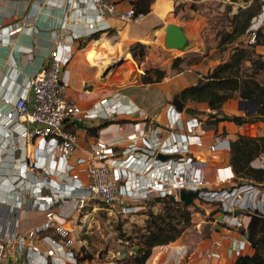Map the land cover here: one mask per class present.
I'll list each match as a JSON object with an SVG mask.
<instances>
[{
	"label": "built area",
	"instance_id": "obj_1",
	"mask_svg": "<svg viewBox=\"0 0 264 264\" xmlns=\"http://www.w3.org/2000/svg\"><path fill=\"white\" fill-rule=\"evenodd\" d=\"M75 3L77 8L74 10L83 11L91 7L99 19L113 16L132 22L144 17L137 16L132 4L120 7L121 2L118 0H76ZM95 25V22L88 23L91 30L97 31ZM257 30H249L248 43L256 42ZM68 42L69 38L59 42L49 64L30 81L26 91L13 103V108L0 117L6 135L19 134L24 138V143L31 139H42L45 152L55 153L69 166L66 170L55 171V175L62 179L61 185H58L53 179H47L51 171L46 166L40 169L36 159L25 160L23 166L16 162L19 175L11 178V191L17 193L16 200L14 204H10L7 199L0 200V264H6L8 259L17 264H91L86 260L80 261V251L76 248L72 229L67 226L68 218L59 216L61 204L72 201L78 202L79 210L89 201L98 200L116 208L122 215H130L138 212L143 203L147 204L155 196L173 195L176 201H181L182 189L199 190L200 201L221 203L219 207L224 226L239 232L242 229L247 231L245 219L250 217L248 213H261L263 188L253 183L236 184V173L230 164L223 168L229 174L217 177L220 187L204 190L203 177L190 188L188 174L194 169L192 163L196 161L193 156H185L188 151L185 148L189 147L187 139L192 142L193 138H197L190 133L185 136V140L180 139L169 145L158 135L160 126L149 121L152 128L158 129L152 144L144 135L138 136L137 132L115 142L91 136L93 143L89 145L88 153L77 156L81 140L89 135L87 125L90 123L114 120L122 130L121 120L126 119L125 123L137 128L140 121L135 122L134 115L145 120L148 116L138 107H132L131 100L118 92L90 105L72 99L69 94L70 70L66 66L72 59L73 51ZM173 112L181 114L170 104L168 113L172 116ZM79 122L83 123L82 127ZM29 125L33 126L30 131ZM222 141L218 140L212 145L210 152L217 151ZM15 142L10 147L19 144ZM159 153L180 157L177 160H159ZM257 160L264 161V154ZM257 166L264 167V162ZM35 170H41L42 181H39L40 185L26 191L29 177L34 175ZM48 188L52 193L43 194ZM75 190H78L79 195H74ZM41 208L46 213V221L42 225L21 232L10 230L12 220L14 225H18L19 211ZM49 231H53L54 235L47 233ZM245 235L241 232L239 240L242 241ZM245 239L249 241L248 236ZM172 245L169 243L157 247L154 256L169 252ZM201 264L213 263L204 261Z\"/></svg>",
	"mask_w": 264,
	"mask_h": 264
},
{
	"label": "crops",
	"instance_id": "obj_2",
	"mask_svg": "<svg viewBox=\"0 0 264 264\" xmlns=\"http://www.w3.org/2000/svg\"><path fill=\"white\" fill-rule=\"evenodd\" d=\"M118 1L121 2L120 7L122 8L130 5L128 1ZM187 1L190 0H156L152 6V12L144 18L145 20L150 19L156 24L167 22L163 25L164 27L169 23L183 24L191 39L187 24L179 18L180 10L178 14L175 13L176 7L185 4ZM75 2L76 0H0V117L13 108V103L26 91L30 81L49 64L53 50L59 42L64 38H69L68 43L72 46L73 56L66 68L70 70L69 94L72 99L90 105L108 98L112 93L125 94L122 91H134L133 96L125 95L131 100L132 104L148 116L145 120L134 115L135 122L140 121L137 128L131 123H125L126 119L121 120L122 130L117 125L118 123L110 120L112 123L99 131L98 136L103 141L115 142L129 138L137 132L138 136L144 135L152 144L158 129L156 127L152 128L151 123L160 126L158 135L161 136L162 141H167L169 145L180 140V137L187 136L183 131L174 132V122L171 114L168 113L170 103H157L154 91H161L160 96L162 99L167 100V91H181L191 86L188 80L190 77L196 76L199 80V76L192 72L189 75L181 73L166 77L159 83L144 84L141 81L143 71L133 59L128 67L115 71L111 76L102 77L99 70H96V67L92 65H97V63L106 65L110 61L103 64L98 55L96 57L95 53H91L94 44L97 42L107 44L105 53L112 60H118L125 50L129 53L132 52L133 45L141 40L139 32L133 23L122 21L113 16L99 19L91 7H87L83 11L74 10L77 8ZM92 22L96 23L97 31L89 28L88 23ZM196 30L200 33V30L197 28ZM94 34H98L99 39H90ZM257 51L264 55L263 48L257 47ZM240 100L242 99L239 97L237 100L238 109ZM190 104L188 108L193 109ZM200 106L204 107L205 104L201 103ZM104 122H92L87 127L97 126ZM218 124L206 126L208 128L214 127L212 131H216L217 126L220 125ZM182 126L188 127L187 121H182ZM221 126H227L228 130L233 129L234 131L235 129L238 131L244 125L238 126L229 121L227 125ZM28 127L29 131L33 129V126L29 125ZM6 133V130L0 124V200L7 199L10 204H14L16 200L17 193L11 191L13 183L11 178L19 175V171L15 167L16 162L23 166L25 160L36 159L37 166L40 169L46 166L51 171L47 174V179H53L54 182L61 185L62 179L55 175V171L66 170L69 166L55 153L45 152L42 139H31L24 143V138L21 135L14 134L12 136L6 135ZM171 133L172 135H170ZM15 141L19 144L10 147ZM231 141L223 139L217 151L214 153L208 152L210 158L208 161L207 156L203 158L205 160L203 166L204 178L208 171L211 184L217 182L218 175L225 176L229 174V171L223 168L230 164ZM92 143L89 134L87 138L81 140L77 156H85L89 151V145ZM197 152L202 154L201 157L207 154L203 150ZM168 156L167 160H177L180 157L178 155ZM22 161L23 163H21ZM196 161L198 160L196 159ZM34 172V175L32 174L29 177L26 191L40 185L39 181H42L43 174L41 170H35ZM70 184H73V182L70 181ZM47 193H52L49 188L43 191V194ZM197 201L195 200V203ZM70 203H62L63 206L58 212L64 214L71 211L72 205ZM196 206H199V204L196 203ZM211 210L212 208L209 209V211ZM213 216L217 217L215 222L219 221L220 211H217ZM45 221L46 213L44 209H24L18 212L17 226L14 225V220L11 221L10 230L25 231L42 225ZM250 221L251 217H246L245 223L247 225ZM211 227L212 231L207 233L206 236L202 234L199 241L190 240L187 235L183 234L175 242H172L173 247L169 252L160 253L158 256L153 255L147 264H201L204 261H211L213 264H233L240 255L253 253L251 243L245 239L247 235L242 241L239 240L241 239L239 230L228 229L220 222H217V226L213 225ZM47 233L54 235L53 231ZM6 264L17 263L12 259H8Z\"/></svg>",
	"mask_w": 264,
	"mask_h": 264
},
{
	"label": "rangeland",
	"instance_id": "obj_3",
	"mask_svg": "<svg viewBox=\"0 0 264 264\" xmlns=\"http://www.w3.org/2000/svg\"><path fill=\"white\" fill-rule=\"evenodd\" d=\"M249 3H244L242 0H237V2L234 3L232 0H190L185 4H181L179 8V18L187 24L188 32L196 46L204 47V50L199 53L192 52L191 50L178 54L175 51H164L162 48L164 45L165 33L163 25L167 22L156 24L150 21V19L145 20V16L137 21L130 22L136 26V30H138L140 35V41L144 42L146 45V63L140 65V69L144 71L145 68L148 67H162L167 70V77L176 76L181 73L189 75L192 72L199 76V80L196 76L190 77L188 80L191 85L205 83L207 80L204 78V74L209 72L219 62L226 60L235 45L240 43L247 44L248 41L250 42V37L247 33L232 44L228 51L222 52L217 49L222 34L232 30V18L234 14L237 13L238 7H246ZM259 3L262 7L259 15L253 20L251 28L254 29H259L264 26V0H259ZM195 27L200 30V33L197 32ZM158 28L159 30H157ZM99 46H103V44H99ZM98 57H100L99 59H103L100 55H98ZM106 57L108 61H110L109 64L100 65L97 63V65H92L96 67V70H99V74H101L102 77H106V75L111 76L115 71L128 67V64L134 59L132 52L129 53L126 50L121 53L118 60H112L110 56ZM177 57H182L184 60L181 65L175 69L173 68V63ZM246 67L248 66L246 65L245 68ZM260 77L264 83V72ZM122 92L128 96H133L135 94L134 91ZM176 92L179 93L180 91H167V100H165L160 96L161 91H154L156 95L155 100L159 104H171ZM141 95L143 94L141 93ZM207 97L206 101L187 99L185 102L186 107L183 111H180L181 114L176 115V113L173 112L171 116L174 122L173 127L177 125V128L173 129L174 132L179 133V131H183L185 135L190 133L197 137L195 139L193 138L192 142L189 141L187 143L189 147L187 148L186 146L185 148V151L188 150L185 154L186 157L198 156L194 159L198 161L192 163L194 169L188 174V186L190 188L199 180L203 179L205 173L203 167L205 160L203 158L207 156V161L210 159L208 156V152L211 153L210 147L216 144L218 140L224 139L226 141H231L238 134L257 136L262 134L264 129V122H259L256 124H245L243 128H239L238 131L235 129L234 131L233 129L228 130L227 126H221L227 125L229 123L228 120L221 121L216 131H212L214 127L208 128L206 126L213 124L212 122L215 119L213 115H216L217 118L224 119L234 115H243L245 111H239L237 106V100L239 99L237 82H217L215 88L207 92ZM191 102L192 104H190ZM201 103H204L205 106L201 107ZM211 103H214V105L211 106ZM189 104L194 110L191 107L188 108ZM173 106L176 108L175 105ZM252 109H255V107L252 106ZM176 110L179 112L177 108ZM180 119L182 120L180 121ZM182 121H187L188 127L182 126ZM189 129L191 132H188ZM179 139L185 140L186 138L180 137ZM175 140L174 138V141ZM199 150H203L207 154L201 157L202 154H198L197 152ZM262 162L264 161L256 160L254 164L257 166L262 164ZM192 165L190 164V167ZM206 174L205 183L202 180L204 184L202 188L204 190L220 187L218 182L211 184L209 182L210 177L208 171ZM262 192H264V190ZM74 193L75 196L79 195L78 190H75ZM155 197L151 198L147 204L143 203V207L140 208L138 212L130 215H122L116 208L114 209L112 206L101 201L92 200L81 210H79L78 202L72 201L70 203L72 205L71 211L65 212L64 214L59 213V216L68 218L67 226L72 229V235L76 241V248L80 251V257H84L83 261L86 260L91 264H125L120 260L124 257H132L135 255L142 236L148 233L150 212L164 214L167 211L168 206H166L165 202L156 201L157 198ZM196 200H198L196 203H198L199 206H196L197 208L190 206L189 208L191 211L190 224L183 223L180 226L185 227L181 236L185 234L188 239L193 241H199L202 234L206 236L207 233H210L212 231L211 226H217V222L222 223V210L218 205H214L212 202L206 203L205 205L199 199ZM260 207L262 209L261 214H263L262 216L264 217V202ZM210 208H212L211 211H209ZM213 211H220V220L217 222H215L217 217L212 215ZM255 213L258 212L256 211ZM128 237H131V240H129ZM118 253H120V256Z\"/></svg>",
	"mask_w": 264,
	"mask_h": 264
},
{
	"label": "trees",
	"instance_id": "obj_4",
	"mask_svg": "<svg viewBox=\"0 0 264 264\" xmlns=\"http://www.w3.org/2000/svg\"><path fill=\"white\" fill-rule=\"evenodd\" d=\"M128 1L136 9L137 16H147L152 12V6L156 0H124ZM249 3L246 7H238L237 13L232 18V30L222 34L217 45V49L226 52L241 36L247 34L252 27L253 20L259 15L261 4L259 0H242ZM237 2V0H232ZM231 7V6H230ZM180 5L176 7L178 14ZM90 39H99L98 34H94ZM257 47L264 49V26L257 30L255 43H240L235 45L226 60L215 65L209 72L204 74L205 83L191 85L179 93H176L171 101L179 111L185 109L187 99L198 101L207 100V92L215 88V84L223 81L237 82L239 97L242 100L256 102L260 108L256 113L245 112L243 115H234L227 118H217L213 124L228 120L238 126L245 124H256L264 122V83L260 75L264 72V55L257 51ZM132 55L138 65L146 61V45L144 42H136L132 47ZM168 60V59H164ZM182 57L174 60L173 68L177 69L183 62ZM248 66L245 68V66ZM251 70V71H249ZM167 77V70L162 67H148L141 74V81L144 84L162 82ZM213 102V101H211ZM213 106L214 103H211ZM106 121L100 125L87 127L91 136H98L99 131L111 124ZM264 154V130L261 135L251 136L238 134L236 139L231 141L230 165L236 173V184L253 183L264 190V167L255 166L254 162ZM156 201L165 202L166 213L155 214L150 212L148 221V233L141 238L138 249L132 257H124L120 261L125 264H147L154 255L155 249L159 246L175 242L185 230L181 224H190L191 211L183 202L176 201L175 196H157ZM202 203H209L201 200ZM212 204L220 206V202ZM196 206V205H195ZM197 208V207H196ZM221 211V210H220ZM217 211H213L216 214ZM251 221L248 230L242 229L248 235V240L253 248V253L240 255L233 264H264V217L261 213H248ZM131 240V237H128ZM84 257H80L83 261Z\"/></svg>",
	"mask_w": 264,
	"mask_h": 264
},
{
	"label": "water",
	"instance_id": "obj_5",
	"mask_svg": "<svg viewBox=\"0 0 264 264\" xmlns=\"http://www.w3.org/2000/svg\"><path fill=\"white\" fill-rule=\"evenodd\" d=\"M164 30V45L162 47L164 51H175L178 54L190 50L192 52L199 53L204 50L203 46H196V44L189 38L185 25L179 23H169L165 25ZM252 106H254L255 109H252ZM259 108L260 105L256 102L240 100L239 109L241 111L256 113ZM79 126L82 127L83 123L79 122ZM157 158L159 160H167L169 156L159 153ZM199 193V190L182 189L180 191V199L187 207L195 206V200L200 198Z\"/></svg>",
	"mask_w": 264,
	"mask_h": 264
},
{
	"label": "bare ground",
	"instance_id": "obj_6",
	"mask_svg": "<svg viewBox=\"0 0 264 264\" xmlns=\"http://www.w3.org/2000/svg\"><path fill=\"white\" fill-rule=\"evenodd\" d=\"M99 44H100L99 42H97L96 44H94V46H93V48L91 50V53H97L98 52L97 54L100 55L101 57H103V59H102L103 60V64H105V63L108 62V59H107L106 56H109L107 53H105V51H106V47H105L106 44H103V46H99Z\"/></svg>",
	"mask_w": 264,
	"mask_h": 264
},
{
	"label": "clouds",
	"instance_id": "obj_7",
	"mask_svg": "<svg viewBox=\"0 0 264 264\" xmlns=\"http://www.w3.org/2000/svg\"><path fill=\"white\" fill-rule=\"evenodd\" d=\"M131 106L134 107L135 109H137V107H136L134 104H132V102H131ZM136 111H137V110H136ZM189 141H190V139H187L186 144H187ZM187 145H189V144H187ZM230 166H231V165H230Z\"/></svg>",
	"mask_w": 264,
	"mask_h": 264
}]
</instances>
